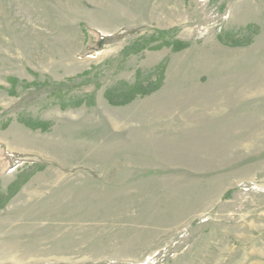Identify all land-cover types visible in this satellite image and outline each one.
<instances>
[{"label":"rangeland","instance_id":"obj_1","mask_svg":"<svg viewBox=\"0 0 264 264\" xmlns=\"http://www.w3.org/2000/svg\"><path fill=\"white\" fill-rule=\"evenodd\" d=\"M0 264H264V0H0Z\"/></svg>","mask_w":264,"mask_h":264}]
</instances>
